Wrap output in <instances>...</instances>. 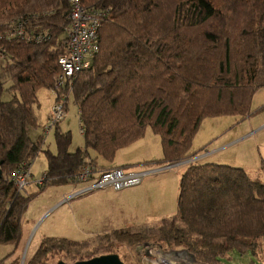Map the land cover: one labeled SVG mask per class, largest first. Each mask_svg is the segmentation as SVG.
Segmentation results:
<instances>
[{
	"label": "trees",
	"instance_id": "1",
	"mask_svg": "<svg viewBox=\"0 0 264 264\" xmlns=\"http://www.w3.org/2000/svg\"><path fill=\"white\" fill-rule=\"evenodd\" d=\"M82 4L102 15L100 50L79 73L66 104L68 111L72 96L84 147L71 152V132L57 129L54 154L42 149L43 141L31 139L30 128L37 125L39 90L53 89L60 73L70 5L67 0H0V66L5 64L0 67V245L14 246L10 258L21 244V220L35 198L18 191L11 180L22 164L33 163L44 152L48 168L39 189L69 183L86 165L99 171L96 159L111 164L118 151L141 140L148 128L161 138L158 165L180 164L197 155L190 156L205 119L250 116L254 96L264 88V0ZM20 25L30 36L48 32L50 37L37 44L10 36ZM6 83H11L9 101L2 99ZM177 208L157 225L105 238L132 246L154 242L176 247L194 264H221L232 251L256 256L264 240V182L242 168L209 162L187 166ZM84 244L46 239L29 264H47L49 254H68ZM13 264H20L19 258Z\"/></svg>",
	"mask_w": 264,
	"mask_h": 264
},
{
	"label": "rangeland",
	"instance_id": "2",
	"mask_svg": "<svg viewBox=\"0 0 264 264\" xmlns=\"http://www.w3.org/2000/svg\"><path fill=\"white\" fill-rule=\"evenodd\" d=\"M2 66H5V64ZM8 66L7 64L6 68ZM10 87L11 83H6L5 89L7 91L2 94V99L4 101H9L12 98V94L8 91ZM37 98L39 101V106L36 110L37 125L30 128L31 139L34 142H39V140L43 141L42 149L44 151L49 149L51 152L55 153V151H57L55 133L57 129H60L63 132H71L73 138L72 148L77 149L78 147L84 146L78 107L74 103L72 96L69 98L67 118L58 128H54L50 132L47 131V126H49L48 117L55 97L52 95L51 91L42 88L39 90ZM154 137L156 140L158 139L160 144V137L151 129H148V137L143 139H146L145 143H141L140 146L136 145L138 147L121 149L113 159V165H117L118 162L122 163L123 161L133 163V161H144L142 159L153 160L161 156L160 149H156V144L158 143H155L152 139ZM195 154H197V156L205 154L206 156L198 161L196 158L190 157L184 159L180 164L174 165L159 166L151 164L148 166L146 164H134V166L129 167L134 168L135 171L157 170L156 173L150 174L145 178L140 185L121 191L130 194L131 203L137 208V212L141 213L143 222H138V224L154 223V225H157L162 222L163 219L172 217L176 214L181 176L187 166L191 164L209 162L239 167L244 169L251 178L264 182V88L256 92L252 102L250 116L243 118L229 115L205 119L193 141L190 156ZM36 159L34 160L33 172L40 174L46 167V157L44 154H39ZM126 171L132 172L128 168H126ZM32 184L34 185V183ZM38 188H40V184ZM70 188L72 187H68V189ZM74 189L76 191V188ZM29 190L30 188L28 187L25 189V191ZM80 194H82V191L78 189L75 196ZM73 211L74 222L77 221L80 227L87 229L88 226L81 218L80 207H74ZM60 227L61 225L58 227L55 226V228ZM71 227L72 226L69 224L68 236L75 234V231ZM145 245L156 247V249L162 248L154 242H146L132 246L126 243H120L114 238L99 236L94 240L86 242L83 247L73 249L72 252H68V254L65 252L51 253L44 261H47V264H58L60 261L73 264L82 259L88 260L87 258L90 256L99 253L112 252V254H118L122 261H125V264H143L141 253L143 252L142 247ZM13 248L14 246L12 245H0V261L7 259L9 255L14 252ZM23 249L21 255L9 257L6 264H13L18 258L20 264H29V261L32 259V253L35 251V245L31 240L28 241V239H26ZM162 249L169 250L170 254L178 253V251L185 253L183 250L177 249L176 247L164 246ZM98 256L100 255L95 257ZM181 259L186 264H194L188 253L183 254ZM221 264H264V240L261 241L256 256L251 252L241 253L239 251H232L229 255L221 259Z\"/></svg>",
	"mask_w": 264,
	"mask_h": 264
},
{
	"label": "crops",
	"instance_id": "3",
	"mask_svg": "<svg viewBox=\"0 0 264 264\" xmlns=\"http://www.w3.org/2000/svg\"><path fill=\"white\" fill-rule=\"evenodd\" d=\"M50 116L51 112L48 118H50ZM148 129L146 130L145 136L141 140L128 146V148L135 147L136 145L140 146L141 143H145L146 139H143L148 137ZM81 133L83 135V132ZM152 139L155 143H158L156 144V149H160L161 151V156L156 159H142L144 161H133V163H127L128 161H123L122 163L118 162L117 165H113V163L107 164L102 159H96L99 171L95 169V174L92 180L78 184H75L73 181L69 183L66 182L54 184L47 186L42 190L38 188V183L44 178V175L47 171L48 159L45 153L41 152L40 154H44L46 157V167L44 171L41 172L42 174H36L33 172V165L35 162L33 161L31 165L32 176L28 186L30 190L26 191L25 193L35 194V198L29 204L27 211L21 220L22 240L15 253L16 255L14 254V256L17 257V255L19 256L23 253L26 239H28V241L31 240V242L35 245V251L32 253L31 257L33 258L46 239H63L76 243H86L99 236L112 235L116 231L137 229L154 225V223L138 224V222H143V219L141 218V213L137 212V208H135L134 204L131 203V197L129 193L116 191L113 188L84 191L99 178L101 171L114 168L126 170V168H128L132 172H138L135 171L134 168L129 167L134 166V164H146L148 166L151 164L158 165V162L163 158L162 142L160 141L159 144L158 139L156 140L155 137ZM159 140H161V138ZM72 146L70 148L71 152H75L78 148L84 147L82 146L74 149ZM56 152L57 151H55V153ZM91 153L92 159H95L96 155L93 152ZM205 156V154H202L201 156L196 155L194 158H196L198 161L199 159H203ZM32 183H34V185ZM68 187L72 188L68 189ZM74 188H76V191L80 189L82 194L75 196L76 191ZM74 207H80L81 218L88 226L87 229L80 227L77 224V221H75L76 223L74 222ZM69 224L75 231V234L70 236H68ZM60 225V228H55V226L58 227ZM177 254L183 255L186 253L178 251ZM182 255H180L178 260L184 262L181 259Z\"/></svg>",
	"mask_w": 264,
	"mask_h": 264
},
{
	"label": "built area",
	"instance_id": "4",
	"mask_svg": "<svg viewBox=\"0 0 264 264\" xmlns=\"http://www.w3.org/2000/svg\"><path fill=\"white\" fill-rule=\"evenodd\" d=\"M70 5V23L67 29V39L64 42L65 54L61 55L58 63L60 73L51 89L55 97L51 107V116L47 131H51L58 124H61L67 117L66 104L69 93L79 73L89 68V60L100 50L97 38V31L102 15L98 12L88 11L82 4V0H67ZM10 36H16L28 41L34 40L37 44L46 42L50 35L48 32L42 34L28 35L22 25L11 31ZM4 59L0 55V61ZM82 132V130H81ZM31 162L22 164L21 168L11 177L12 182L20 192H25L31 180ZM157 170L129 172L124 169H113L100 172V176L94 183L84 191L113 188L116 191L140 185L150 174ZM95 169L86 165L84 169L73 178L75 184L87 182L93 179ZM43 179L38 183L42 185ZM141 253L143 264H186L181 262L177 253L166 252L164 249L151 246H143ZM143 254V255H142Z\"/></svg>",
	"mask_w": 264,
	"mask_h": 264
},
{
	"label": "water",
	"instance_id": "5",
	"mask_svg": "<svg viewBox=\"0 0 264 264\" xmlns=\"http://www.w3.org/2000/svg\"><path fill=\"white\" fill-rule=\"evenodd\" d=\"M2 163H0V179L3 177ZM58 264H68L64 261L58 262ZM73 264H125L118 254H108L98 257H94L88 260H82Z\"/></svg>",
	"mask_w": 264,
	"mask_h": 264
}]
</instances>
